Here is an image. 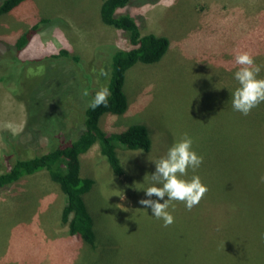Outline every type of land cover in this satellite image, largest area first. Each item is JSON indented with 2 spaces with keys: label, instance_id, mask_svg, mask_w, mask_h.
Segmentation results:
<instances>
[{
  "label": "rangeland",
  "instance_id": "rangeland-1",
  "mask_svg": "<svg viewBox=\"0 0 264 264\" xmlns=\"http://www.w3.org/2000/svg\"><path fill=\"white\" fill-rule=\"evenodd\" d=\"M102 2L24 0L0 17L2 49V40L47 17L20 55L42 59L67 49L79 57L14 67L0 49L4 75L18 82L13 94L0 81V173L16 158L46 153L81 130L89 98L106 87V53L111 45L131 46L125 31L101 21ZM118 11L130 12L142 34L170 41L159 62L128 70V109L101 120L107 132L145 124L151 149L118 148L126 171L118 177L98 145L82 155L81 173L95 181V192L85 196L94 245L68 234L61 222L64 194L46 171L0 190V264H264V103L247 116L232 107L238 53L250 51L264 78V0H156ZM185 133L204 157L187 178L200 176L210 190L191 211L173 201L174 223L164 227L139 201L149 198L155 162ZM234 149L245 154V167ZM232 217L235 239L227 231Z\"/></svg>",
  "mask_w": 264,
  "mask_h": 264
},
{
  "label": "trees",
  "instance_id": "trees-1",
  "mask_svg": "<svg viewBox=\"0 0 264 264\" xmlns=\"http://www.w3.org/2000/svg\"><path fill=\"white\" fill-rule=\"evenodd\" d=\"M24 0H1L0 17L9 13ZM156 0H103L100 8L101 21L108 26L122 29L126 32L131 44L128 48H121L111 45L112 50L107 54L110 71L106 87L110 90L108 106H100L93 110L90 107L93 96L89 98L82 114V128L71 139L61 142L56 146H51L49 151L37 154L28 158H16L9 168L0 173V190L18 182L21 178L33 175L40 171H46L54 183L59 187V191L64 194L65 204L61 212V222L67 226L70 236H79L87 243L94 245V231L92 229V216L85 203V196L94 193L92 187L94 179L81 173V157L91 147L98 145L101 155L105 158L109 168L115 177L126 173L118 148L126 150H143L148 152L152 146V140L148 127L143 123H134L118 131L107 132L101 126L103 116L122 115L129 106V99L123 90L127 79V72L137 63L152 64L159 62L169 49V38L165 35H157L152 32L142 34L136 18L128 11L119 12L118 10L130 4L155 3ZM51 19L43 17L35 21L28 29L18 33L14 40H2L0 49L4 57H9V62L13 61L23 67L31 64L40 63L46 59L53 61L57 58H71L74 62L79 60L75 53L67 49H60L52 55L44 57L23 58L21 51L29 44L36 32H39L41 25L47 24ZM1 44V43H0ZM110 53V54H109ZM41 61V62H42ZM8 62V66L10 65ZM0 81L3 85L15 93L18 82L8 80L4 75L2 66L0 67ZM128 81V80H127ZM15 87V89H14ZM105 114V115H104ZM28 117V115H27ZM61 117H59L60 119ZM24 132V131H23ZM36 135V131L31 129ZM21 134L15 136L20 139ZM7 137H5V140ZM242 150L234 149V153L245 167V154ZM237 163H234L236 166ZM229 167H224L226 170ZM223 169V168H222ZM232 177L245 184V180L240 174L230 168ZM92 190V191H91ZM91 191V192H90ZM92 196V195H91ZM163 202V201H162ZM152 215V213H149ZM231 219H226L228 233L232 239L237 238V224ZM220 231L225 230L220 226ZM202 264V263H201ZM218 264V263H217Z\"/></svg>",
  "mask_w": 264,
  "mask_h": 264
},
{
  "label": "clouds",
  "instance_id": "clouds-1",
  "mask_svg": "<svg viewBox=\"0 0 264 264\" xmlns=\"http://www.w3.org/2000/svg\"><path fill=\"white\" fill-rule=\"evenodd\" d=\"M234 59L239 66L234 74L239 87L232 93V107L235 111L247 116L254 108L264 103V78L259 75L262 68L255 63V58L250 51L240 52ZM31 71L30 69L29 72ZM100 75L106 76L107 73L102 69ZM110 94L109 88L103 87L95 93L90 107L93 110L100 106L107 107ZM83 95H89L87 90L83 92ZM193 145V138L185 133L164 157L155 162V172L151 174L152 186L145 189V194L149 198L139 201L146 209H151L156 219L163 220L164 227L174 223V216L168 211L170 206L173 211L175 210L173 201L183 202L186 209L191 211L199 205L210 190L200 176L194 175L190 179L187 178L189 169L195 171L204 162L203 155L199 154ZM261 180L264 182V177H261Z\"/></svg>",
  "mask_w": 264,
  "mask_h": 264
},
{
  "label": "bare ground",
  "instance_id": "bare-ground-1",
  "mask_svg": "<svg viewBox=\"0 0 264 264\" xmlns=\"http://www.w3.org/2000/svg\"><path fill=\"white\" fill-rule=\"evenodd\" d=\"M73 1V0H72ZM52 15V14H51ZM66 130V129H65ZM5 134V133H4ZM7 137V136H6ZM12 147V146H11ZM6 148V147H5ZM12 153V152H11ZM225 174V173H224Z\"/></svg>",
  "mask_w": 264,
  "mask_h": 264
}]
</instances>
